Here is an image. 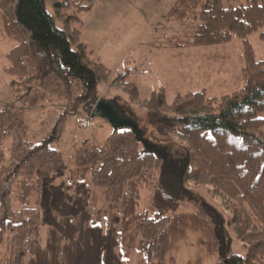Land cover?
<instances>
[{"label": "trees", "instance_id": "obj_1", "mask_svg": "<svg viewBox=\"0 0 264 264\" xmlns=\"http://www.w3.org/2000/svg\"><path fill=\"white\" fill-rule=\"evenodd\" d=\"M94 2L0 0V35L14 42L4 72L13 78L20 104L32 107L60 96L91 115L100 101L99 86L106 83L144 110L155 131L171 138L165 141L177 140L185 148L168 181L157 182L163 158L140 148V130L115 128L100 146L83 142L72 155L73 164L79 174L91 171L92 184L104 188L107 202L91 224L112 213L119 216L118 248L124 263L137 253L147 264H179L178 253L190 243V233L202 231L184 264H206L213 256L218 264H264V59L255 58L248 39L264 28V0L174 1L166 19L196 25L188 37L175 38L168 46L200 48L240 40L244 86L221 97H209L205 90L178 93L171 103L163 89L143 97L128 72L111 78V71L93 58L74 24L82 22L79 15ZM71 114L65 110L56 118L53 137L62 135ZM119 115L123 118L124 112ZM7 136L12 139L8 155L1 148ZM64 166L60 151L47 141L33 142L21 120L0 111V245L5 244V264H25L28 255L40 250V211L27 205L14 210L12 187L19 181L28 190L38 188ZM144 183L152 188L151 216L137 210ZM192 187H208L230 218L197 192L192 195ZM199 198V210L178 211L181 201ZM165 210L172 215H163ZM231 233L246 247L245 256L232 252Z\"/></svg>", "mask_w": 264, "mask_h": 264}, {"label": "rangeland", "instance_id": "obj_2", "mask_svg": "<svg viewBox=\"0 0 264 264\" xmlns=\"http://www.w3.org/2000/svg\"><path fill=\"white\" fill-rule=\"evenodd\" d=\"M174 1L95 0L88 12L79 15L82 22L74 27L80 29L82 40L93 58L111 71V78L128 72L143 97L163 89L167 102L171 103L178 93L205 90L209 97H221L241 89L244 81L240 75L243 67L240 40L200 48L168 46L175 38L188 37L196 25L191 20L166 19V12ZM260 34H264V28L248 37L258 60L264 59V38ZM13 45V41L0 35V111L11 112L25 124L30 140L47 141L50 147L61 152L65 162L62 170L46 177L38 188L30 183L32 186L28 190L19 181L12 187L9 198L14 210L27 205L40 211V250L35 255H28L25 264H147L137 253L130 256L128 263L121 261L118 215L112 213L97 225L91 224L96 210L104 208L107 203L104 188L92 184L90 170L79 174L72 161L75 149L83 142L102 145L115 129L114 124L104 116L84 114L78 107L73 109L60 96H52L32 107L20 104L12 88L13 78L4 72L6 53ZM223 81L227 83L224 87L213 86V82ZM99 100L110 103L118 117L127 122V127L140 130V148L163 158L161 169L155 175L156 181H168L173 163L180 162L185 156L184 146L177 140L165 141L171 138L159 135L147 122L144 110L130 105L121 90L101 84ZM65 110H72L65 130L60 137H53L52 125ZM119 111L124 112L123 118ZM11 143L10 136L2 142L1 148L6 155ZM146 184L140 189L137 210H145L151 216L152 188ZM208 189L192 187L190 193L197 192L228 220L230 213L223 208L220 199L210 196ZM200 202L201 198L181 201L178 211L195 212L200 209ZM161 213L172 215L166 210ZM201 232L190 233V243L183 245L178 253L179 264L193 256L195 238ZM231 235L232 252L245 256L246 247ZM5 257V244H2L0 264H5ZM219 262L218 257L213 256L206 264Z\"/></svg>", "mask_w": 264, "mask_h": 264}, {"label": "water", "instance_id": "obj_3", "mask_svg": "<svg viewBox=\"0 0 264 264\" xmlns=\"http://www.w3.org/2000/svg\"><path fill=\"white\" fill-rule=\"evenodd\" d=\"M92 115H101L106 118H109L111 123L114 124L115 128L127 127L126 121L122 120L116 114V111L113 109L110 103H104L99 101L94 107ZM130 128V127H129Z\"/></svg>", "mask_w": 264, "mask_h": 264}, {"label": "crops", "instance_id": "obj_4", "mask_svg": "<svg viewBox=\"0 0 264 264\" xmlns=\"http://www.w3.org/2000/svg\"><path fill=\"white\" fill-rule=\"evenodd\" d=\"M196 68H198L197 66H195ZM197 70V69H196ZM202 70V69H201ZM200 70V71H201ZM241 70V69H240ZM201 73H203V72H201ZM209 74V76L210 75H212L211 73H208ZM214 84H213V86H217V87H224L227 83L226 82H213Z\"/></svg>", "mask_w": 264, "mask_h": 264}]
</instances>
